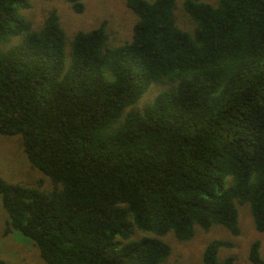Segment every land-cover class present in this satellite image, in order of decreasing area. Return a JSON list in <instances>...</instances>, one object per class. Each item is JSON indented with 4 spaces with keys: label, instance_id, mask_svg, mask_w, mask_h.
<instances>
[{
    "label": "trees",
    "instance_id": "1",
    "mask_svg": "<svg viewBox=\"0 0 264 264\" xmlns=\"http://www.w3.org/2000/svg\"><path fill=\"white\" fill-rule=\"evenodd\" d=\"M28 6L0 0V135L20 134L54 188L0 177L5 234L27 237L45 264H164L158 237L118 238L138 228L188 240L212 224L236 235L243 202L264 231V0H183L191 32L176 25L175 0H125L128 41L107 47L102 20L74 33L68 60L56 11L30 30ZM152 83L167 86L127 109ZM229 245L210 240L201 264H233L217 258ZM259 247L251 264H264Z\"/></svg>",
    "mask_w": 264,
    "mask_h": 264
},
{
    "label": "rangeland",
    "instance_id": "2",
    "mask_svg": "<svg viewBox=\"0 0 264 264\" xmlns=\"http://www.w3.org/2000/svg\"><path fill=\"white\" fill-rule=\"evenodd\" d=\"M29 6L19 8V13L30 23V30H38L49 11L55 10L59 22L65 34V57L69 59L70 42L76 31H87L95 28L102 20H105L107 33V47L120 45L131 36L132 26L136 18L125 6V0H81L84 8L77 13L72 10L66 0H28ZM151 1V0H149ZM216 4L217 0H202ZM183 0H175L174 15L176 25L188 32L194 28V24L188 19L182 9ZM25 32L9 37L2 44L3 48L20 42ZM167 86L165 83H152L142 94L138 101L128 107L140 110L142 106ZM0 177L6 182L36 188L48 192L54 188V184L48 176L34 167L26 157L22 147L20 134L0 135ZM229 181V182H228ZM230 183V178L226 179ZM60 187V185L58 184ZM237 219L239 225L238 234L230 233L228 229L212 224L208 230H203L194 225L193 236L188 240H179L172 231L163 235H156L151 231L135 228L133 233L121 241L137 240L141 237H158L165 241L170 252L164 260V264H201L202 253L205 245L212 239H221L230 242L228 247L222 246L217 251V258L224 259L233 256V264H251L247 258L249 245L252 241L260 242L259 252L264 259V231L254 228L253 220L246 202L237 204ZM6 212L0 200V259L7 264H45L38 249L33 243L18 231L4 233Z\"/></svg>",
    "mask_w": 264,
    "mask_h": 264
}]
</instances>
